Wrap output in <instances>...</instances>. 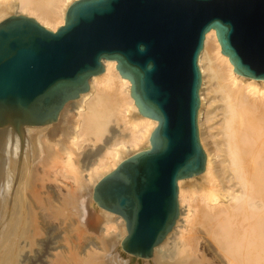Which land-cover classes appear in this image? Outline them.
Segmentation results:
<instances>
[{"label":"bare ground","instance_id":"1","mask_svg":"<svg viewBox=\"0 0 264 264\" xmlns=\"http://www.w3.org/2000/svg\"><path fill=\"white\" fill-rule=\"evenodd\" d=\"M74 1L0 0V20L26 14L55 31ZM198 63L205 168L179 179V216L152 255L131 256L136 264H264V78L235 71L214 29ZM116 65L104 59L89 89L45 126L0 124V264H124L117 248L127 235L125 220L99 206L93 189L150 148L158 121L139 111L132 83ZM205 181L193 204L187 184ZM117 219L119 233L107 235Z\"/></svg>","mask_w":264,"mask_h":264},{"label":"water","instance_id":"2","mask_svg":"<svg viewBox=\"0 0 264 264\" xmlns=\"http://www.w3.org/2000/svg\"><path fill=\"white\" fill-rule=\"evenodd\" d=\"M211 29L235 71L264 78V0H76L55 31L23 14L0 21V124L54 121L104 59L116 60L139 111L158 121L150 148L93 189L125 220L121 244L132 255H152L179 216V179L205 168L198 58Z\"/></svg>","mask_w":264,"mask_h":264},{"label":"rangeland","instance_id":"3","mask_svg":"<svg viewBox=\"0 0 264 264\" xmlns=\"http://www.w3.org/2000/svg\"><path fill=\"white\" fill-rule=\"evenodd\" d=\"M12 14H16V12H13V13H11L10 15H12ZM24 15V14H23ZM26 15V14H25ZM9 16V15H8ZM7 16V17H8ZM28 16V15H27ZM31 17H34V16H31ZM4 18H6V17H4ZM3 18V19H4ZM3 19H1V20H3ZM0 20V21H1ZM213 82L214 81H212L210 84H208V86L209 85H211V84H213ZM215 83V82H214ZM119 125L120 126H118V125H115V126H117V127H115L116 129H118V128H121V127H123V126H121L122 125V122H120L119 123ZM212 125V126H211ZM43 126H45V125H43ZM38 128H40V126H37ZM206 133H207V135L209 136L207 139H209V145L210 146H208L209 148H213V145H214V143H213V140H214V135H213V132H214V128H213V124H212V120H207V122H206ZM209 127V128H208ZM118 130H120V129H118ZM209 130V131H208ZM208 131V132H207ZM127 131H125V133H126ZM210 135H211V137H210ZM213 137V138H212ZM210 139H211V143L213 144H210ZM101 144V143H100ZM211 145H212V147H211ZM195 176H197V175H195ZM200 183L201 182H199V183H195V184H192V183H188L187 185H188V187H187V190H188V193L190 194V195H195L196 193L197 194H199L200 192H201V190H204V188H205V186H206V181L204 182V183H202L201 184V186H203V187H201L200 186ZM197 200H198V196H196L195 195V200H194V202L195 203H193V204H196V202H197ZM185 208H186V210H187V203L186 202H184L183 204H182V210H185ZM185 210V211H186ZM184 219V218H183ZM183 219L181 220V222L183 221ZM184 223V222H183ZM104 224V223H103ZM109 224H112V228H110L109 230H108V232H107V235H109V234H111V233H114V234H118L119 233V224H120V222H119V220L117 219V220H113L111 223H109ZM107 225H108V223H107ZM104 226H105V224H104ZM117 252H118V255H119V257L121 258V260H122V262H124V264H136V260L135 259H133V257L131 256V254L130 253H127L126 251H124L121 247H118L117 248ZM145 260V262L148 260L147 258H145L144 259ZM142 262V261H141Z\"/></svg>","mask_w":264,"mask_h":264}]
</instances>
